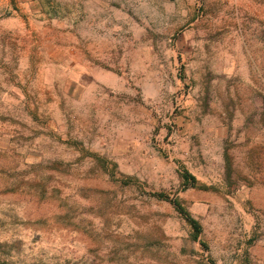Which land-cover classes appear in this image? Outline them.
<instances>
[{
  "label": "rangeland",
  "instance_id": "374dc122",
  "mask_svg": "<svg viewBox=\"0 0 264 264\" xmlns=\"http://www.w3.org/2000/svg\"><path fill=\"white\" fill-rule=\"evenodd\" d=\"M77 1L0 0L11 264H264V0H112L95 30Z\"/></svg>",
  "mask_w": 264,
  "mask_h": 264
},
{
  "label": "crops",
  "instance_id": "0c3cea01",
  "mask_svg": "<svg viewBox=\"0 0 264 264\" xmlns=\"http://www.w3.org/2000/svg\"><path fill=\"white\" fill-rule=\"evenodd\" d=\"M77 2L78 12L82 14L81 26L89 30H95L100 28L105 29V25L101 21L100 14L102 13L106 14L104 22L113 26L116 25L109 19L112 13H125V11H122L121 9L115 11L112 0H78ZM118 3L121 7L124 6V0H119ZM122 27H124V25ZM105 37H109V33L102 37L98 35L97 32L95 33L93 31L89 33H84L82 39L84 42H86V51L88 54L92 53L94 56L101 55L102 59L109 61L113 58V54L116 51L114 46L115 40H111L109 38L106 39ZM97 40L99 41V43L96 42ZM123 53H125V49L123 50Z\"/></svg>",
  "mask_w": 264,
  "mask_h": 264
},
{
  "label": "trees",
  "instance_id": "16d2710c",
  "mask_svg": "<svg viewBox=\"0 0 264 264\" xmlns=\"http://www.w3.org/2000/svg\"><path fill=\"white\" fill-rule=\"evenodd\" d=\"M183 180H184V185L185 186H191L194 187L197 184V181L194 176L190 175L189 173H184L183 174ZM156 197L159 199H164L165 196L163 194H157ZM168 199V198H167ZM173 205L177 208V210L186 217V220L188 223L191 225L194 234H193V239H196L198 237V234L200 233V227L199 224L196 220L192 219L190 216H188L183 209L178 205V203L175 200H172ZM6 245L2 244L0 242V264H11V257L9 252L6 250Z\"/></svg>",
  "mask_w": 264,
  "mask_h": 264
},
{
  "label": "built area",
  "instance_id": "2783aa9c",
  "mask_svg": "<svg viewBox=\"0 0 264 264\" xmlns=\"http://www.w3.org/2000/svg\"><path fill=\"white\" fill-rule=\"evenodd\" d=\"M178 110V104L175 103V105L171 108V110L168 112V115H167V122H166V125L169 126L170 130L168 131L169 134L166 138V143L168 145L172 144L173 142V138H174V135H175V130H174V116H175V111Z\"/></svg>",
  "mask_w": 264,
  "mask_h": 264
}]
</instances>
